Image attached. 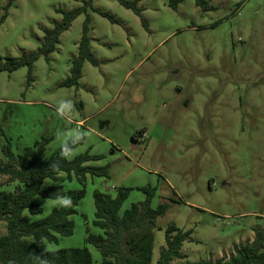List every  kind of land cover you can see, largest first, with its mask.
<instances>
[{
    "label": "rangeland",
    "instance_id": "rangeland-1",
    "mask_svg": "<svg viewBox=\"0 0 264 264\" xmlns=\"http://www.w3.org/2000/svg\"><path fill=\"white\" fill-rule=\"evenodd\" d=\"M0 0V64L37 52L47 31L77 9L57 50L29 68L0 73V159L51 139L45 158L69 140L70 160L89 152L108 177L88 175L86 195L72 216L75 232L41 252L87 247L94 225V192L130 193L121 213L154 190L152 207L168 206L153 230L152 264L166 245V229L191 231L184 260L228 259L264 232V0ZM136 10L139 12L137 13ZM146 21V24L145 22ZM88 24L90 51L78 86L66 87ZM136 136V137H134ZM60 185L80 190L65 172ZM0 177V191H14ZM47 217L63 200L35 197ZM7 223L0 221V235ZM264 264V263H263Z\"/></svg>",
    "mask_w": 264,
    "mask_h": 264
},
{
    "label": "trees",
    "instance_id": "trees-1",
    "mask_svg": "<svg viewBox=\"0 0 264 264\" xmlns=\"http://www.w3.org/2000/svg\"><path fill=\"white\" fill-rule=\"evenodd\" d=\"M127 7L132 3L120 0ZM180 0H171L176 8ZM205 0H197L203 5ZM138 13L139 11L136 10ZM81 14L77 9L64 13L63 21L47 31L37 52L18 59H7L0 64V73H12L23 67L29 68V82L33 81L32 71L35 62L42 56L48 57L57 50L61 36L70 29L73 21ZM146 24V21H144ZM88 24L84 27L80 41L78 57L73 61L70 77L63 86H78L82 77V68L86 60L97 65L90 51ZM0 60H2L0 58ZM136 137V136H134ZM51 139L43 138L33 146L26 147L20 154L13 152L10 144L3 148L6 161L0 159V177H7V184L15 183L14 191H0V221L7 223V233L0 235V264H93V257L87 247L66 248L41 252L39 245L44 242L59 243L60 237H71L75 232L72 216L78 213V206L86 195L88 175L108 177V167H92L87 163L101 159L89 152L70 160L71 152L77 143L69 140L60 149L45 158ZM65 172L69 181L74 178L80 183V190H65L63 186L44 187L47 179L57 182L60 173ZM147 194L143 202L133 204L123 214L121 209L129 197V188H120L115 196L100 191L94 192L96 207L94 225L102 234H93L87 230L86 242L93 245L101 254V264H152L154 250L153 230L158 217L165 215L168 206L152 207L154 190L140 188ZM35 197L63 200L53 208L45 218L28 220L23 216L29 210L32 216L41 215L44 209L34 200ZM68 201L65 203L64 201ZM191 238V231H184L176 225L166 229V245L161 251L158 264H172L176 259L184 260L183 243ZM264 232L256 231L251 243L235 248L228 259L215 262L202 259L196 264H263Z\"/></svg>",
    "mask_w": 264,
    "mask_h": 264
},
{
    "label": "clouds",
    "instance_id": "clouds-1",
    "mask_svg": "<svg viewBox=\"0 0 264 264\" xmlns=\"http://www.w3.org/2000/svg\"><path fill=\"white\" fill-rule=\"evenodd\" d=\"M65 203H68V201L66 200V201H64Z\"/></svg>",
    "mask_w": 264,
    "mask_h": 264
}]
</instances>
